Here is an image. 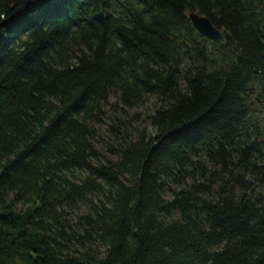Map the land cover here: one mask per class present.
Instances as JSON below:
<instances>
[{"label": "trees", "instance_id": "16d2710c", "mask_svg": "<svg viewBox=\"0 0 264 264\" xmlns=\"http://www.w3.org/2000/svg\"><path fill=\"white\" fill-rule=\"evenodd\" d=\"M0 264H264V0H0Z\"/></svg>", "mask_w": 264, "mask_h": 264}, {"label": "rangeland", "instance_id": "374dc122", "mask_svg": "<svg viewBox=\"0 0 264 264\" xmlns=\"http://www.w3.org/2000/svg\"><path fill=\"white\" fill-rule=\"evenodd\" d=\"M113 101L114 100H112V102ZM158 106L159 104L154 99H151L144 105L138 107H125L118 113L117 119L119 121L128 122V132H132V134L135 135L136 130H142L147 126V116L150 115ZM105 109L109 114L112 113L109 107H105ZM98 132V136L96 137V147L101 153L106 155L108 154L109 147L111 145H116L117 143L116 136L113 133L114 128L112 127V120L110 118H104ZM147 134H152V130L150 128L147 129ZM17 207L18 209L25 208V206L20 204ZM81 210L84 212L86 209L85 207H82Z\"/></svg>", "mask_w": 264, "mask_h": 264}, {"label": "water", "instance_id": "95a60500", "mask_svg": "<svg viewBox=\"0 0 264 264\" xmlns=\"http://www.w3.org/2000/svg\"><path fill=\"white\" fill-rule=\"evenodd\" d=\"M188 18L196 34L216 45H223L226 43L224 32L218 29L207 16L192 11L189 13ZM92 19L99 22L103 27L106 24V14L104 12L95 14Z\"/></svg>", "mask_w": 264, "mask_h": 264}]
</instances>
